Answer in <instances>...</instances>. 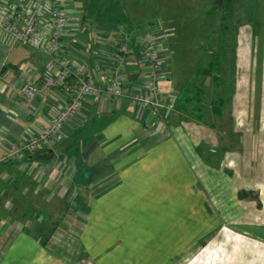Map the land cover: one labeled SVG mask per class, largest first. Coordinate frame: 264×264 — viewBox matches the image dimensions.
Here are the masks:
<instances>
[{
	"label": "crops",
	"instance_id": "0c3cea01",
	"mask_svg": "<svg viewBox=\"0 0 264 264\" xmlns=\"http://www.w3.org/2000/svg\"><path fill=\"white\" fill-rule=\"evenodd\" d=\"M20 1L0 0V16ZM62 1L68 26L61 53L103 85L116 42L113 29L120 27L100 18L86 23L84 0ZM263 16L264 9L261 24ZM46 31L40 24L39 37ZM239 32L246 41L245 27ZM260 49L259 71L249 72L254 62L250 44H237L234 72L222 80L229 86L224 98L207 88L198 87L195 99L188 90L183 95L174 90V110L163 124L130 102V93L146 78L131 45L121 96L112 100L104 91L86 96L64 125L60 142L19 159H2L8 147L21 146L45 127L68 96L64 88H54L45 100L33 99L35 110H29L12 86L40 85L47 58L0 31V264H9V257L18 264L23 246L18 252L17 242L29 237L23 226L43 218L41 207L50 215L44 205L55 198L78 208L72 223L78 219L85 225L80 243L89 247L88 253L74 264H91L101 254L124 255L119 253L123 241L128 249L143 251L159 242L160 250L149 256L166 261L161 241H168L167 231L182 238L185 224L195 225L196 264H264V41ZM161 68L168 70L164 63ZM215 78L219 75L211 76L212 84ZM168 80L169 73L158 80V89H172ZM188 104L191 109L185 111ZM193 110L195 118L185 119ZM192 210L195 220L185 217ZM33 213L38 217L30 220ZM16 232L20 236L13 239ZM233 241L241 247L233 249ZM216 243L224 248L212 247Z\"/></svg>",
	"mask_w": 264,
	"mask_h": 264
},
{
	"label": "rangeland",
	"instance_id": "374dc122",
	"mask_svg": "<svg viewBox=\"0 0 264 264\" xmlns=\"http://www.w3.org/2000/svg\"><path fill=\"white\" fill-rule=\"evenodd\" d=\"M84 4L86 23L100 18L110 25L126 29L130 34L139 32L148 24H159L163 30H168L165 41H159L161 43L158 42L156 46L158 49L162 47L165 51L162 63L168 66V87L177 92L181 91V94L188 90L189 95L194 99L198 87L212 89V93L220 92V97L224 98V90L229 89V86L227 81L222 80L231 77L230 74L234 72L235 50L240 41L241 46H244L246 41L250 44V57L254 59V62L249 72L259 71L257 68L262 62L260 43L264 41V16L263 24H261L263 0H84ZM244 27L248 31L246 41L243 34L239 32ZM213 75L215 77L219 75V79L216 82L215 78L212 84L211 76ZM181 103L180 101L179 104ZM190 104L193 106L195 103ZM190 104L187 105L188 108L185 107V111L191 109ZM224 106L225 104L222 105L221 112ZM189 113L184 114L187 115L185 119L195 118V111L191 114L192 116ZM220 117L222 122L223 115ZM40 204L43 205L44 202L41 200ZM44 207L52 212L48 215L49 213L41 207L42 214H39L44 218L45 215L47 216L46 221L42 220V217L39 219L41 222H47L44 230L45 233H49V236L44 244L40 238L34 237L33 240L30 236L37 226L34 221L25 224L22 232L25 234L28 232L29 237L24 235V239L17 242L18 252L20 245L23 246V254L17 257V263L74 264L85 259L89 247L86 248L80 243L81 232L85 225L79 223L76 218V222L72 223L73 218L79 216L78 208L77 210L71 208L69 202L56 198ZM63 209L64 212L61 214ZM189 214L185 217L195 220V211L192 210ZM34 216L33 213L29 219H37L38 215ZM184 228L182 238L176 240L175 236L173 237L167 231L168 241H161L165 244L168 253L166 261H163L162 256H149V253L160 250L157 247L159 242L152 243L151 247L146 246L143 251L140 248L128 249V242L123 241L120 242V246L124 244L125 248L123 250L120 248L119 253L124 252V255L101 254L100 257H93L90 263L151 264L158 263L159 260H162L160 262L162 264L165 262L172 264V261L175 264L177 262L178 264L199 263L198 257L195 258V225L185 224ZM18 233L16 232L12 238L19 237ZM240 244L242 243L233 241V249L241 247ZM204 247L208 248V244ZM212 247L222 250L224 245L216 243V246ZM247 247L252 246L247 245ZM88 258L91 259L89 256ZM100 258L104 261L101 262ZM8 259L9 264L16 263L15 258Z\"/></svg>",
	"mask_w": 264,
	"mask_h": 264
},
{
	"label": "built area",
	"instance_id": "2783aa9c",
	"mask_svg": "<svg viewBox=\"0 0 264 264\" xmlns=\"http://www.w3.org/2000/svg\"><path fill=\"white\" fill-rule=\"evenodd\" d=\"M40 24L47 28L42 38L39 37ZM67 26L68 15L62 0H22L5 8L0 16V31L12 42L30 46L47 58V66L40 74V85L23 82L12 86L26 101L27 108L35 110L32 100H45L54 88H64L68 96L67 102L57 108L45 127L27 136L21 146L8 147L2 159H19L23 154L60 142L64 125L76 116L86 96L100 91L106 92L112 100L121 96L131 45L135 46L137 60L146 71L142 85L129 95L131 104L144 108L163 124L166 115L174 110L177 93L172 89L161 91L157 86L160 78L168 77V72L161 68L165 51L162 47L156 48L159 41H165L168 30H163L159 24H148L133 34L124 28L113 29L116 42L111 64L100 85L93 74L84 75L61 53Z\"/></svg>",
	"mask_w": 264,
	"mask_h": 264
},
{
	"label": "trees",
	"instance_id": "16d2710c",
	"mask_svg": "<svg viewBox=\"0 0 264 264\" xmlns=\"http://www.w3.org/2000/svg\"><path fill=\"white\" fill-rule=\"evenodd\" d=\"M39 214H42V210H39ZM42 220L46 221L47 219L44 218V216H43ZM51 223H53V222H51ZM35 226H37V229H35V232L34 233L38 236V239L39 238L41 239L42 244H44L45 241H46V239L49 236V233L48 234L45 233V230H44L45 229L44 227L47 226V222H41V220H40V222H37L35 224Z\"/></svg>",
	"mask_w": 264,
	"mask_h": 264
}]
</instances>
